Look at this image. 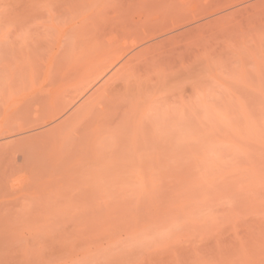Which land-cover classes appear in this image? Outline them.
<instances>
[{
	"label": "rangeland",
	"instance_id": "374dc122",
	"mask_svg": "<svg viewBox=\"0 0 264 264\" xmlns=\"http://www.w3.org/2000/svg\"><path fill=\"white\" fill-rule=\"evenodd\" d=\"M0 264H264V0H0Z\"/></svg>",
	"mask_w": 264,
	"mask_h": 264
}]
</instances>
